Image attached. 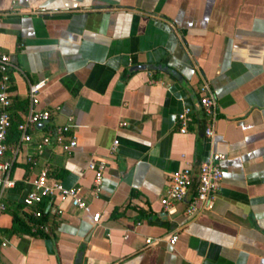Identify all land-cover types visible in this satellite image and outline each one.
Here are the masks:
<instances>
[{
    "label": "crops",
    "instance_id": "crops-1",
    "mask_svg": "<svg viewBox=\"0 0 264 264\" xmlns=\"http://www.w3.org/2000/svg\"><path fill=\"white\" fill-rule=\"evenodd\" d=\"M0 52L16 67L12 119L41 80L36 108L49 111L28 142L18 133L8 142L13 157L4 153L13 184L0 190V264H264V0H0ZM202 81L216 101L211 140L197 104ZM184 106L191 121L180 133ZM64 124L74 146H43L38 162L49 182L77 188L85 208L45 197L39 233H9L39 167L26 157ZM210 151L222 155L212 209L185 220L176 202L167 213V175L194 173ZM99 159L94 197L86 164Z\"/></svg>",
    "mask_w": 264,
    "mask_h": 264
},
{
    "label": "built area",
    "instance_id": "built-area-1",
    "mask_svg": "<svg viewBox=\"0 0 264 264\" xmlns=\"http://www.w3.org/2000/svg\"><path fill=\"white\" fill-rule=\"evenodd\" d=\"M12 69H16L6 54L0 52V190L12 186L13 182L9 178L11 158H5L4 153L9 151L13 157L15 146L6 142V135L11 126V118L9 107L11 104V93L9 89V73ZM44 81H38L27 86V110L15 125L20 142H28L30 140L29 128L37 123L45 122L49 118L47 109H37L38 93L43 86ZM197 104L204 117L203 136L206 140H211L214 135L213 123L216 116V101L208 88L205 81H202L198 87ZM70 119V118H69ZM179 125L178 131L185 133L187 125L191 121L190 107L184 106L176 116ZM121 125L123 123H120ZM68 124L56 126L52 135H43L36 144V153L26 157V162L31 166L39 165L38 154L43 146L54 144L62 149L72 148L75 144L74 137L69 136L65 142V134L68 132ZM117 141L114 140L110 147L114 151ZM222 155L210 151L206 158L202 160L193 173L189 166H181L178 170L167 175V186L165 192L159 198V203L167 213L174 211L176 202H184L183 216L185 220H190L195 215L209 211L212 209L217 190L222 178L219 161ZM106 166L103 159L90 160L86 164V168L92 172V184L90 192L92 196H97L101 189L102 175ZM195 174L196 185L190 191L192 176ZM31 189L26 192L22 198V207L26 213L35 219H41L44 216V210L38 205L45 197L58 196L67 198L70 204L76 208L84 209L85 201L79 196L77 188H66L60 182L48 181V165L41 163L36 170L35 178L31 182ZM5 209L4 204L0 201V211ZM92 220L96 223L98 214L92 215ZM42 229L41 223L34 224L31 231L37 232ZM158 239L145 238L146 245L155 243ZM176 240V234L170 233L167 238V244L173 245ZM5 243L0 241V246Z\"/></svg>",
    "mask_w": 264,
    "mask_h": 264
},
{
    "label": "trees",
    "instance_id": "trees-1",
    "mask_svg": "<svg viewBox=\"0 0 264 264\" xmlns=\"http://www.w3.org/2000/svg\"><path fill=\"white\" fill-rule=\"evenodd\" d=\"M10 118L11 126L7 131L6 142H10L11 140L13 141L14 139H16L17 132L15 129V125L18 121H20L18 119L13 120L11 115ZM38 206L39 208H42V203H40ZM37 223H41V219H35L27 213L18 214L13 212L11 217V226L8 230L9 233L29 232L30 227Z\"/></svg>",
    "mask_w": 264,
    "mask_h": 264
},
{
    "label": "water",
    "instance_id": "water-1",
    "mask_svg": "<svg viewBox=\"0 0 264 264\" xmlns=\"http://www.w3.org/2000/svg\"><path fill=\"white\" fill-rule=\"evenodd\" d=\"M146 66L139 65V66H134L133 69H145ZM44 122H41L40 124H43Z\"/></svg>",
    "mask_w": 264,
    "mask_h": 264
}]
</instances>
